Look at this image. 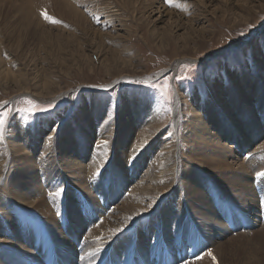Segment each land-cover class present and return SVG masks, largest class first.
<instances>
[{"label":"rangeland","instance_id":"rangeland-1","mask_svg":"<svg viewBox=\"0 0 264 264\" xmlns=\"http://www.w3.org/2000/svg\"><path fill=\"white\" fill-rule=\"evenodd\" d=\"M58 1L0 0V264H264V0Z\"/></svg>","mask_w":264,"mask_h":264},{"label":"bare ground","instance_id":"bare-ground-1","mask_svg":"<svg viewBox=\"0 0 264 264\" xmlns=\"http://www.w3.org/2000/svg\"><path fill=\"white\" fill-rule=\"evenodd\" d=\"M58 3H62L64 6H66L68 9H71V11H74L75 10V4H74V2L73 1H69V0H65V1H63V0H61V1H58ZM93 7H95V6H93ZM98 9H100V10H105L104 12H106V11H108L109 10V7H102V8H98ZM98 12V11H97ZM112 13V12H111ZM217 103H219V104H222L223 105V101H222V99L219 97L217 100H215ZM197 115H198V113L196 112V113H194V115H193V120L195 121V124H196V126L198 127V125L199 124H201V121L199 120V119H197ZM196 126H193V133L194 134H196L197 135V130H195V127ZM199 130H202V126L199 128ZM191 131V130H190ZM206 132L205 131H203L202 130V133L201 134H198V136L199 137H201V136H205L206 134H205ZM192 136V135H191ZM198 147V146H197ZM159 153L161 154L162 153V150L161 151H159ZM264 154V153H263ZM212 156H213V153L211 152V153H208V155H206V156H203L202 158H203V161L205 160V159H207V160H210V161H213L214 163H216L217 165L219 164L220 166H222V165H224L225 164V160L223 159V157H221V156H223V155H221V156H215V157H213L212 158ZM204 157H208V158H204ZM164 158V157H163ZM259 157H254V159L252 158L251 160H250V162H249V164L251 163H255V160L256 159H258ZM172 162H174L173 161V156L172 155H166V157H165V159L164 160H160L159 162H158V167H165V164L168 166V165H170ZM262 163V162H261ZM229 164V163H228ZM249 164L247 163V165L249 166ZM254 165V164H253ZM248 168V167H247ZM252 168V167H251ZM252 170H254V169H252ZM163 171V170H162ZM255 171H257V170H255ZM242 173V172H241ZM254 173V172H253ZM163 174V173H162ZM253 176V175H252ZM148 179H149V177H148ZM171 179L172 178H170V179H167V180H170L171 181ZM150 180H151V178H150ZM144 183V182H143ZM169 183L170 182H168L163 188L165 189V188H168L169 187ZM157 184L160 186V184H161V181H160V179H158L157 180ZM136 186H138V185H136ZM136 186L134 187V188H136ZM153 186L155 187V189H157V186H156V182H155V184H153ZM149 188V187H148ZM148 188H146V186H143V185H140V187L139 188H136L138 191H143V193H145L146 191H147V189ZM184 192L185 193H188L189 192V186L188 187H184ZM242 190V189H241ZM54 192V191H53ZM252 192V191H251ZM50 193V192H49ZM54 194V193H53ZM145 196V195H144ZM51 198H52V196H51ZM131 202H133L134 203V205H131L130 207H131V211H132V214H131V216L130 217H132V219H131V221L132 220H134L135 218H136V213H137V211L139 210V208H141V204H143L142 203V201L141 200H137V197H133L132 198V201ZM39 203V202H38ZM44 203V202H43ZM47 203V202H46ZM45 203V204H46ZM45 204H44V206H45ZM47 205V204H46ZM144 206V205H143ZM48 207H50V206H48ZM47 207V208H48ZM25 208V207H24ZM44 208V207H43ZM51 208V207H50ZM61 208V207H60ZM129 208V207H128ZM49 210V209H48ZM42 211V210H41ZM126 211V210H125ZM46 211H44V213H45ZM53 212V211H52ZM129 212V211H128ZM141 212V211H140ZM42 213V212H41ZM178 210L175 212L174 211V214H173V217L171 218V219H173V222L175 223H177L178 224V221H176L177 220V217H178ZM55 214V213H54ZM125 214V213H124ZM213 214V213H212ZM111 215V214H110ZM126 215V214H125ZM128 217V216H127ZM50 218V217H49ZM106 218V217H105ZM109 218V217H108ZM110 219V218H109ZM49 220V219H48ZM47 220V221H48ZM56 220V219H55ZM66 220V219H65ZM72 220V219H71ZM105 220V219H104ZM123 220V219H122ZM106 221V220H105ZM183 221V220H182ZM74 222V221H73ZM128 222V221H127ZM78 223V222H77ZM76 224V223H75ZM127 224V223H126ZM122 225V224H121ZM120 225V226H121ZM49 226H51V224L49 225ZM48 226V227H49ZM128 226V225H127ZM149 226V225H148ZM105 227H106V225H105ZM107 227H110V226H107ZM123 227V226H122ZM125 227V226H124ZM113 228V227H112ZM116 228V227H115ZM52 229V228H51ZM110 230V229H109ZM55 231V230H54ZM59 231V230H58ZM112 231V230H111ZM30 232V231H29ZM52 233H53V231H52ZM55 233V232H54ZM109 233V232H108ZM56 235V234H55ZM145 235V234H144ZM62 236V235H61ZM56 238V237H55ZM57 239V238H56ZM124 239V238H123ZM145 239V240H144ZM143 240L144 241H142L141 243H140V247H142V245L144 244V242H146V241H148L147 239V236H145V238H144ZM55 240V239H54ZM62 240V239H61ZM136 241V240H135ZM63 241H61V243H62ZM96 241H93L92 243H91V245H96ZM57 244V243H56ZM55 244V245H56ZM27 245V244H26ZM61 245V244H60ZM89 245V244H88ZM63 247V246H62ZM127 247V246H126ZM121 248V247H120ZM135 249V248H134ZM89 250H90V253H91V255H90V257L92 258L91 260H92V263H93V261H94V258H95V253H94V251H95V249H92L91 248V246L89 247ZM145 249H143V250H141V251H144ZM119 253V252H118ZM161 253V252H160ZM159 253V254H160ZM61 254V253H60ZM85 254V253H84ZM105 254H106V252H105ZM37 255V254H36ZM102 255V254H101ZM41 256V255H40ZM121 257V256H120ZM127 257V256H126ZM98 258V257H97ZM120 260V259H119ZM100 261V260H99ZM59 262V261H58ZM145 262V261H144ZM144 262H142V264H144ZM103 262H101L100 264H102ZM119 263V262H118ZM82 264H83V262H82ZM88 264V263H87Z\"/></svg>","mask_w":264,"mask_h":264},{"label":"snow or ice","instance_id":"snow-or-ice-1","mask_svg":"<svg viewBox=\"0 0 264 264\" xmlns=\"http://www.w3.org/2000/svg\"><path fill=\"white\" fill-rule=\"evenodd\" d=\"M166 2H170V0H166ZM42 15L45 16V19H48V20H50V21L53 22V23L58 22V21L53 20V19H52L51 17H49L46 13H42ZM249 27H250V26H249ZM187 78H189L187 75H186L185 77H177V79H187ZM29 103H31V101H29ZM31 110H34V109H31ZM31 110H30V111H31ZM7 118H8V113H7V112L0 113V139H2V138H3V135H4V129H5V125H6ZM48 139L51 140L52 137L49 136ZM107 143H108L107 141H103V142H102V145H103V146H107ZM100 172H101V170L98 169L97 172L94 173L93 175H94V176H95V175H99ZM256 177H258V178H264V171L257 172V173H256ZM62 191H63L62 189H61V190H58V191L55 193V195L60 196L61 193H62ZM128 219L131 220L132 218L129 217ZM123 231H125V228H123V227H122V228H116V229L113 230L114 234H120V233H122ZM97 251H99V249H97ZM208 255H212V253L209 252ZM196 259H202V257H201V256H196ZM213 259H215V258L213 257ZM185 264H186V262H185Z\"/></svg>","mask_w":264,"mask_h":264}]
</instances>
